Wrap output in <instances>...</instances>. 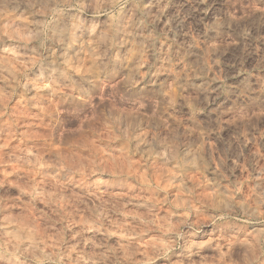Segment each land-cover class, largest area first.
<instances>
[{"label":"clouds","instance_id":"obj_1","mask_svg":"<svg viewBox=\"0 0 264 264\" xmlns=\"http://www.w3.org/2000/svg\"><path fill=\"white\" fill-rule=\"evenodd\" d=\"M0 264H264V0H0Z\"/></svg>","mask_w":264,"mask_h":264}]
</instances>
